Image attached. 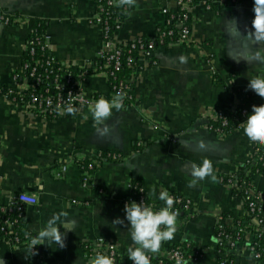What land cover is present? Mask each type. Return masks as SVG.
<instances>
[{"label":"crops","instance_id":"1","mask_svg":"<svg viewBox=\"0 0 264 264\" xmlns=\"http://www.w3.org/2000/svg\"><path fill=\"white\" fill-rule=\"evenodd\" d=\"M253 4L254 0H214L212 10H207L198 2L191 13V44L172 43L139 54L133 69L135 103L114 110L108 121L111 131L105 136L97 134L90 108L49 121L0 95V206L10 204L18 193L35 196L38 203L25 214L26 230L36 238L55 220L60 225L57 234L64 239L63 247L45 238L33 249L31 243L16 246L0 240L3 264H91L95 257L88 252L98 250L100 242L116 247V264H131L129 226L112 222L124 217V202L132 197L135 183L146 189L157 208L163 206L159 200L163 190L189 198L194 205L196 216L177 221L173 238L150 256L167 258L174 245L189 244L200 257L183 264H220L229 256L239 264H264L250 250L253 233L224 255L216 232L246 216L244 201L221 177L251 163L256 144L249 142L243 128L222 135L208 127L212 115L239 107L242 97L235 89L245 90L264 105L248 89L250 78L264 75V63L254 58H264V42L249 38ZM175 9L173 0H132V10L114 32L113 43L127 46L139 38H154L166 24V12ZM96 14L97 5L91 0H0V84L18 93L30 88V81L13 79L23 69L30 19L49 22V48L63 66L90 68L106 50ZM80 83L87 96L108 97L111 92L102 73ZM99 152L122 154L123 161L104 162L88 178L76 161ZM204 159L213 162L215 178L208 176L189 186L192 166ZM251 179L264 208V174Z\"/></svg>","mask_w":264,"mask_h":264},{"label":"built area","instance_id":"2","mask_svg":"<svg viewBox=\"0 0 264 264\" xmlns=\"http://www.w3.org/2000/svg\"><path fill=\"white\" fill-rule=\"evenodd\" d=\"M97 5V14L95 21L100 24L104 31L106 50L105 53H110L111 57L108 59V63L101 68L102 74H105L108 78L111 92L108 97L120 92L124 94V105L127 101L133 98L131 93L130 83L121 82L119 85H114L112 81L116 78L114 72L108 71L110 66H114L115 70H119L121 67L120 55L123 47H131L133 50H138V54H149L159 46H165L172 43L189 45L192 43L191 37V21H192V10L198 2H202L207 10H212L214 0H173L176 5V9L172 12L167 11V21L163 27H159L156 31L154 38L144 39L139 38L129 43L127 46L115 45L112 41L113 35L111 36V19L113 16L115 19V30L121 28L127 12L132 6V0H91ZM6 24L10 23L11 20L7 18L5 20ZM168 41V42H167ZM34 44V41L29 43L27 51L34 53V48L30 45ZM48 50L49 45L43 46V50ZM56 59L54 56H50L47 59H38L35 65L31 68L26 80L31 82L30 88L25 92H33L29 99L24 102L29 111H32L38 117L43 119H58L61 116H68L73 114L80 108H90L94 104L95 100L100 96H87L80 87V82L83 81L82 76L73 77V75L68 74L64 81L60 80L58 76L52 77L55 74V69L53 63ZM128 65L130 68L135 69L137 64L133 65V59L130 58ZM28 65L23 66L22 72L28 71ZM48 82V86L45 90L37 91L36 89L43 83ZM74 109L75 111L70 112L68 109ZM125 108V107H124ZM222 115L220 113L214 114L209 118V129L212 130L210 125L211 120H217ZM227 122H223V126H226ZM243 128L240 127V129ZM96 156V155H95ZM95 156H93L95 158ZM92 157V158H93ZM120 156L114 155V158H119ZM98 158V157H96ZM94 164H98L97 159L94 160ZM93 168V165L90 166ZM249 173V172H248ZM87 182V179L85 180ZM229 188L234 189L238 187V182L231 177L226 184ZM132 197L124 202L125 204L129 201L135 200L137 202L145 201L148 205L156 207L154 203L149 201L146 189L138 183H135L131 187ZM251 197L248 196L250 201L251 212L257 215L255 219L258 225L264 222V208L260 194L255 188H251ZM174 198V210L179 214L180 207L188 216H195L193 201L189 198L180 195L171 194ZM38 200L35 196L28 195L26 193H18L13 196L10 204L6 206H0V240H6L16 246L21 245V240L19 237V226L25 220V214L28 207L35 206ZM157 208V207H156ZM257 244L253 242L250 244V250L252 254L258 261L264 262V250L261 251L258 248V240L263 238L264 228L257 231ZM254 235V234H253ZM219 239V247L225 249V254H231L235 251L233 249L239 243L233 242L231 238L224 234L217 235ZM262 237V238H261ZM102 245L103 242H100ZM105 243V242H104ZM106 250L101 248L95 250L94 257L97 253L110 254L114 260V264L117 262V250L114 245L106 243ZM35 252V250H34ZM224 254V255H225ZM174 264H183L186 261H194L196 259H186L182 252L177 251L173 254H169ZM229 260H227L228 262ZM56 264V263H52ZM131 264L133 262L131 261ZM220 264H227L222 262Z\"/></svg>","mask_w":264,"mask_h":264},{"label":"trees","instance_id":"3","mask_svg":"<svg viewBox=\"0 0 264 264\" xmlns=\"http://www.w3.org/2000/svg\"><path fill=\"white\" fill-rule=\"evenodd\" d=\"M107 1V0H103ZM132 10V6L127 12L129 14ZM115 17L113 16V19H111V36L114 35L115 30ZM30 29H31V37H30V43L31 41H34V44L30 45L31 48H34V53L31 51H27L23 56V65H28V71L27 72H17L13 79L18 83H22L26 77L28 76L31 68L35 65V62L38 59H47L50 56H53L50 49L43 50V46L48 44L49 45V39L47 36V31L49 29V22L45 20L40 19H30ZM146 40V38H144ZM168 42V41H167ZM167 46V45H165ZM120 55V62L121 67L117 71L114 69V66H110L108 68V71L114 72V75L116 78L112 83L114 85H119L121 82H129L131 93L133 94V69L130 68L128 65L129 59H133V65L138 64V50H133L131 47H123ZM111 57L110 53L102 54V56L97 59L96 61H93L90 65V68L85 70H71L69 68H66L63 66L61 62L58 60L53 63V67L55 69V74H53L52 77L58 76L60 80L64 81L65 78L68 76V74L73 75V77L82 76L83 81H86L89 79V77L96 73H101L103 68L107 63L108 59ZM217 82L224 85L222 81H220L217 78ZM48 86V82H43L37 89V91L45 90ZM235 92L242 97V101L239 105V107L233 111V112H222L220 113L222 118H219L217 120H211L210 125L213 127L212 130L222 134V135H230L234 133L235 131L239 130L240 127H242V123L246 121L247 115L251 112L253 106H260L257 101L255 100V97L251 94L247 93L245 90L235 89ZM33 92H23L18 93L12 88H8L6 86H3L0 84V95L6 96L11 101L24 104L25 101H27L32 95ZM135 103L134 97L127 101L125 108L131 107ZM69 116V115H68ZM49 121L55 120V119H47ZM226 121L227 125L223 126V122ZM137 150L139 152H142L144 150V145L137 147ZM114 155L120 156L119 158H114ZM98 157V158H96ZM97 159L98 164H94V160ZM123 156L122 154L117 153H111V152H99L96 154L95 158H89L85 160H77V165L86 172L87 177L89 178L92 176L104 162H122ZM93 165V168H90V166ZM249 172V173H248ZM264 174V145H258L256 144L254 157L251 163L247 164L246 166L240 168L236 171V173L228 176H222L221 180L224 184H227V181L229 179L234 178L238 182V187L233 189V194L236 197L241 198L244 203L247 210L246 216L242 219H235L233 223L229 226H221L219 227L216 232L217 235L224 234L231 238L233 242H238L239 244L235 246L233 249L237 250L239 245L245 240L246 236L249 233L254 234V243L257 244V231L264 228V222L261 225H258L255 221L257 218V215L251 212L250 208V201L248 200V196L251 197L252 195L250 193L251 188H255L254 183L251 179L252 175H262ZM196 216V215H195ZM195 216H188L182 207H180L179 214L177 216L178 222H183L185 220L192 219ZM224 218L231 217L230 215L223 216ZM16 231H19V237L21 240V245L31 243L32 239H34V236L25 228L24 222L22 223L21 227L19 226V229H16ZM262 238V237H261ZM3 240V239H2ZM258 248L260 247L261 251L264 250V235L262 239L258 240ZM99 243V248L106 250V243ZM20 245V246H21ZM95 248L89 250V255L94 258V251ZM220 253L225 254V249L219 247ZM177 251H180L183 253L186 259H198L200 257V254L189 244H182V245H174L170 250L169 254H173ZM151 263L152 264H174V261L171 259L170 256L166 257H152L150 256ZM228 262L224 259H220V263L226 262L227 264H239L238 259L235 256H229Z\"/></svg>","mask_w":264,"mask_h":264},{"label":"clouds","instance_id":"4","mask_svg":"<svg viewBox=\"0 0 264 264\" xmlns=\"http://www.w3.org/2000/svg\"><path fill=\"white\" fill-rule=\"evenodd\" d=\"M254 19L252 21V31L249 38L264 42V0H254ZM259 63H264V58L257 55L254 57ZM181 61L185 58L182 56ZM248 89L252 90L261 100H264V75H256L249 79ZM124 94L117 92L111 97L100 96L90 107L93 126L97 134L105 136L110 133L111 126L108 121L112 117L114 110H122L124 105ZM73 112L74 109L69 108ZM244 135L250 143L264 145V105L253 106L247 119L242 123ZM199 147L203 149L205 144L200 142ZM213 162L204 159L202 164H194L191 169L189 186H192L205 177L213 176ZM159 200L163 201V206L153 207L145 201H129L124 207V217H117L112 223L122 225L127 222L129 226L132 244L127 248V258L133 264H151L150 253H157L163 242L173 238L177 226L178 213L174 210V198L166 190L159 194ZM60 225L55 220L50 221L45 229L38 232L36 238L32 239V249L47 238L55 241L58 246H64L63 235L57 234ZM0 264H3V257H0ZM91 264H114L110 254L97 253Z\"/></svg>","mask_w":264,"mask_h":264},{"label":"bare ground","instance_id":"5","mask_svg":"<svg viewBox=\"0 0 264 264\" xmlns=\"http://www.w3.org/2000/svg\"><path fill=\"white\" fill-rule=\"evenodd\" d=\"M50 49V48H49ZM24 66V65H23ZM52 264V263H51Z\"/></svg>","mask_w":264,"mask_h":264}]
</instances>
